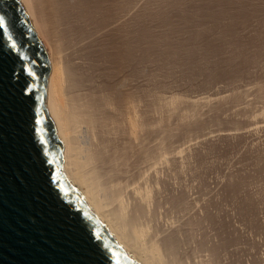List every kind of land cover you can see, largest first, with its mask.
Wrapping results in <instances>:
<instances>
[{
    "label": "bare ground",
    "instance_id": "6f19581e",
    "mask_svg": "<svg viewBox=\"0 0 264 264\" xmlns=\"http://www.w3.org/2000/svg\"><path fill=\"white\" fill-rule=\"evenodd\" d=\"M18 1L47 57L46 108L62 146V173L69 188L136 264H188L199 254H205L201 264H225L228 248L246 235L232 219L247 220V205L242 199L238 206L230 202L229 182L214 184L208 170L178 162L182 155L183 161L190 160L183 150L172 155V162L167 158L166 139L173 133L166 136V110L172 116L183 113L178 114L182 123L191 113L188 118L178 112L187 101L177 96L161 97L158 104L139 103L132 78L137 16L131 0ZM190 102L193 111L196 104ZM192 118L191 127L198 124ZM217 137L230 142L244 135ZM166 160L174 165L177 185L167 197L172 209L200 205L177 227L166 225ZM201 225L216 229L211 228L216 240L206 228L197 235L194 229ZM242 257L236 258L239 264L246 263Z\"/></svg>",
    "mask_w": 264,
    "mask_h": 264
},
{
    "label": "rangeland",
    "instance_id": "374dc122",
    "mask_svg": "<svg viewBox=\"0 0 264 264\" xmlns=\"http://www.w3.org/2000/svg\"><path fill=\"white\" fill-rule=\"evenodd\" d=\"M130 2L137 16L132 78L139 103L158 104L161 97L167 100L172 96L187 101L186 105L179 106L178 112L191 113L190 118L187 114L190 121L182 123L178 114L183 113L172 116L166 110V136L173 133L168 137L170 140L166 139L168 151L171 156L176 151H184L190 160L183 161L182 155L177 158L178 162L187 161L184 164L204 172L208 170L214 184L229 182L233 186L230 202L234 200L233 204L238 206L242 199L246 203L247 220L232 219V225L236 224L246 237L228 248L225 264H239L236 258L242 256L245 264H264V116H261L264 110V0ZM189 102L196 104L195 110L190 111ZM192 117L198 124L189 127ZM179 124L183 126L178 127ZM222 133L235 136L242 133L244 138L225 142L217 137ZM169 156L172 162L174 156ZM169 160H166L167 201L176 185L172 180L174 165ZM194 205L191 209V206L185 207V211L179 207L177 212L178 209L175 211L166 202L167 227L180 226L199 212L200 205ZM197 227L194 229L197 235L206 228L207 233H212L207 235L216 240L213 235L216 229L206 225ZM248 244L256 248L251 249L252 245ZM204 257L205 254H199L187 262L201 264Z\"/></svg>",
    "mask_w": 264,
    "mask_h": 264
},
{
    "label": "water",
    "instance_id": "95a60500",
    "mask_svg": "<svg viewBox=\"0 0 264 264\" xmlns=\"http://www.w3.org/2000/svg\"><path fill=\"white\" fill-rule=\"evenodd\" d=\"M0 264H136L62 173L50 68L18 0H0Z\"/></svg>",
    "mask_w": 264,
    "mask_h": 264
},
{
    "label": "snow or ice",
    "instance_id": "6c2138e0",
    "mask_svg": "<svg viewBox=\"0 0 264 264\" xmlns=\"http://www.w3.org/2000/svg\"><path fill=\"white\" fill-rule=\"evenodd\" d=\"M4 21H3V19H0V29H2V28H4Z\"/></svg>",
    "mask_w": 264,
    "mask_h": 264
}]
</instances>
